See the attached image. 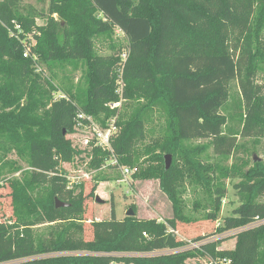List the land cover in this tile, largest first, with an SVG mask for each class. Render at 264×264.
<instances>
[{"label":"trees","instance_id":"trees-1","mask_svg":"<svg viewBox=\"0 0 264 264\" xmlns=\"http://www.w3.org/2000/svg\"><path fill=\"white\" fill-rule=\"evenodd\" d=\"M115 29L126 36L124 49ZM27 35L34 45H25ZM98 41H108L111 52L101 54ZM262 43L264 0H48L45 8L0 0V168L10 164L12 151L28 167L21 180L9 182L13 219L0 221V264H189L196 258L264 264V162L236 156L238 138H264ZM63 63L82 65V84L55 83L54 66ZM232 81L237 97L230 94ZM58 90L63 96L55 98ZM120 100L121 107L132 105L128 115L109 107ZM78 113L102 127L117 115L111 151L72 144L67 135ZM154 129L158 138L139 146ZM198 139H211L222 161L201 160L204 147L193 145ZM112 154L118 165L135 169L133 180H159L173 216L119 219L111 202L108 216L92 222L94 239L83 241L76 236L84 187L68 186L62 164L84 156L88 169L99 171ZM167 154L172 162L165 169ZM229 178H239V205L212 234L190 240L198 247H188L176 237V224L215 222ZM187 188L201 193L193 201L198 216L185 214ZM55 198L68 205L56 208ZM43 215L63 224L49 239L32 230ZM229 231L235 232L224 234ZM230 240V248H220Z\"/></svg>","mask_w":264,"mask_h":264},{"label":"rangeland","instance_id":"rangeland-1","mask_svg":"<svg viewBox=\"0 0 264 264\" xmlns=\"http://www.w3.org/2000/svg\"><path fill=\"white\" fill-rule=\"evenodd\" d=\"M48 0H22V4L34 5L37 8H45ZM39 24L43 21L38 20ZM114 37L117 39L123 49L127 44L126 36L118 29L114 31ZM27 41L25 45L28 47L35 44V39L32 36L27 35ZM235 41V40H232ZM264 46V43H262ZM97 49L101 54H109L111 50L108 48V41H98ZM28 49V48H26ZM123 56V55H122ZM37 58V57H36ZM40 66H37V71H41ZM44 74L48 75V71L45 67H42ZM56 73L55 83L64 80L65 78H71L74 82H80L82 84V65L63 63L56 64L54 66ZM259 80V79H258ZM230 94L233 97L238 95V84L236 81L230 83ZM54 94L55 98L62 97L61 91H57ZM122 114L128 115L131 112L132 105L124 104L120 106ZM90 116V115H89ZM91 118H93L91 116ZM93 120L99 123L93 118ZM160 119L154 120L153 125L157 127ZM155 127V128H156ZM118 129V128H117ZM158 130L154 129L150 132L139 146H144L149 143H153L158 138ZM72 141V144L76 148L84 149L87 148V144L84 140L88 139L92 142L91 133L85 124H81L77 121V125L73 133L67 135ZM238 143L242 144L236 154L238 158L243 161H250V164L254 162V158L258 161L264 162V138L253 139V138H238ZM193 145L203 146V151L199 154V158L204 162L216 165L222 161L221 156H218L213 147L211 139H198L193 142ZM10 164L8 166H2L0 168V221H9L13 219V210L10 199V185L9 182L12 180H21L23 175L27 171V165L19 159L15 152L7 154L6 159ZM232 158L228 159L227 164H231ZM87 159L83 156L78 158L72 163L62 164L63 168L67 171L68 186L83 184L84 193L86 199L84 201L85 212L83 215V222L81 223V233L76 238L83 241H91L94 239V227L92 222H97L106 218L109 214L110 203L114 204L115 216L119 219L126 216L128 210H132L131 206H134L133 215L138 218H156L159 221H164L167 218L173 216L172 204L166 194L160 189L159 180L157 179H146V180H133L131 174H122L120 168H112L105 163L99 171L89 170L86 165ZM107 162V161H106ZM172 162V158H171ZM226 163V161H223ZM21 167V169L15 171L14 168ZM106 176V180L100 181L98 178ZM119 178H115V177ZM239 181V178L226 179V196L222 200L220 210L218 212V219L215 222L211 221H199L196 223H177L176 229L174 230L175 235L178 239L183 241H190L193 237L199 235H210L213 233L215 227L221 223L223 217L232 214V210L239 205V197L234 188V184ZM95 186L92 195H88L92 187ZM201 193L187 191L182 194V198L185 202V214L190 216H198L199 211L193 210V201L200 197ZM99 198V202L96 201ZM264 200V195L262 197ZM48 215H43L34 225L32 230L36 236L41 238H51L58 230L61 229L62 223L59 221L50 222ZM233 231H229L224 234H231ZM223 234V235H224ZM212 238L220 237L215 234L209 236ZM51 240V239H50ZM192 243V242H191ZM233 244V240L223 242L220 248H230ZM51 255V254H50ZM189 264H209L206 258L190 259ZM111 264H124L113 262Z\"/></svg>","mask_w":264,"mask_h":264},{"label":"built area","instance_id":"built-area-1","mask_svg":"<svg viewBox=\"0 0 264 264\" xmlns=\"http://www.w3.org/2000/svg\"><path fill=\"white\" fill-rule=\"evenodd\" d=\"M15 28L19 30L20 26L15 23ZM23 55L24 56L28 55V49H25ZM121 90H122V85H120L117 89V92L120 95H121ZM120 105H121V100L118 102L110 103L109 107L114 108V107H119ZM116 118H117V115H114L108 118L106 120L105 126L102 127L99 123L95 122L93 118H91V116L86 115L84 113L77 114V120L80 121L81 124H85V127L89 129L91 133V139L94 145L99 146L103 149L110 150V151H111V145H110L111 137L114 136L117 132ZM88 142H89L88 139L84 140L85 144H88ZM106 163H108L106 165L118 166V168H120L122 174L124 175L132 174L135 171L134 168H129L126 166L118 165V162L113 154L108 158ZM252 225L254 224H251L250 226ZM188 243H189L188 247H198L199 245L198 243H194V242L191 243L190 241ZM215 264H224V263H222L221 261H217L215 262Z\"/></svg>","mask_w":264,"mask_h":264},{"label":"water","instance_id":"water-1","mask_svg":"<svg viewBox=\"0 0 264 264\" xmlns=\"http://www.w3.org/2000/svg\"><path fill=\"white\" fill-rule=\"evenodd\" d=\"M254 161H258L257 158L253 159ZM171 164V156L170 155H165L164 156V166L165 169H168L169 166ZM96 201L99 202V198H96ZM54 203H55V207L59 208V207H63V206H67L68 204L65 202H61L60 200H58L57 198L54 199ZM133 215V211L132 210H128V212L126 213V216H132Z\"/></svg>","mask_w":264,"mask_h":264}]
</instances>
